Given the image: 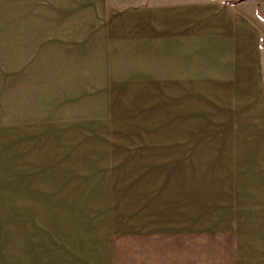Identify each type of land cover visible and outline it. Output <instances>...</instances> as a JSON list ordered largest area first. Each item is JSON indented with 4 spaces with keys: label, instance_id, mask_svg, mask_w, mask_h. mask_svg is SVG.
I'll list each match as a JSON object with an SVG mask.
<instances>
[{
    "label": "crops",
    "instance_id": "crops-1",
    "mask_svg": "<svg viewBox=\"0 0 264 264\" xmlns=\"http://www.w3.org/2000/svg\"><path fill=\"white\" fill-rule=\"evenodd\" d=\"M170 1L146 0V10L132 11V36L152 34L133 37L132 97L177 101L174 111L163 104L154 113L165 122L186 112V100L212 99L215 91L247 100V75L259 84L249 98L264 99L261 37L236 17L244 0ZM160 124L158 132L166 125L167 133L150 137L148 123L141 135L137 125L130 141L100 140L93 156L76 149L92 158L84 167L60 157L52 162L50 211L84 212L87 219L79 220L77 234L62 238V250L20 253L19 264H264V250L250 247L242 230L237 141L190 140ZM258 143L262 150L264 141ZM72 153L67 146V157ZM21 186L32 190V181L22 179ZM33 186L36 193L38 183Z\"/></svg>",
    "mask_w": 264,
    "mask_h": 264
},
{
    "label": "rangeland",
    "instance_id": "rangeland-1",
    "mask_svg": "<svg viewBox=\"0 0 264 264\" xmlns=\"http://www.w3.org/2000/svg\"><path fill=\"white\" fill-rule=\"evenodd\" d=\"M146 6V0H0V264H19L20 253L62 250V238L77 234L79 220L87 219L84 212L50 211L52 162L60 157L84 167L92 158L76 149L93 156L100 140L130 141L137 125L141 135L148 123L150 137L167 133L166 125L158 132L165 123L172 136L237 141L242 230L250 247L264 250V148L256 146L264 141V99L249 98L257 96L258 81L247 75V100L215 91L207 96L212 99L186 100V112L171 115L170 123L154 116L163 104L174 111L177 101L132 97L133 37L152 34L132 36L131 14ZM235 8L238 20L261 37L264 79V0ZM22 179L32 181V190L22 188Z\"/></svg>",
    "mask_w": 264,
    "mask_h": 264
},
{
    "label": "trees",
    "instance_id": "trees-1",
    "mask_svg": "<svg viewBox=\"0 0 264 264\" xmlns=\"http://www.w3.org/2000/svg\"><path fill=\"white\" fill-rule=\"evenodd\" d=\"M238 1H240V0H234V1H231L232 3H236V2H238Z\"/></svg>",
    "mask_w": 264,
    "mask_h": 264
}]
</instances>
